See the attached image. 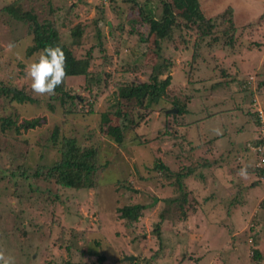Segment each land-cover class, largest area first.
<instances>
[{"label": "rangeland", "instance_id": "rangeland-1", "mask_svg": "<svg viewBox=\"0 0 264 264\" xmlns=\"http://www.w3.org/2000/svg\"><path fill=\"white\" fill-rule=\"evenodd\" d=\"M11 1L0 0V10ZM114 1H23L25 11L36 14L40 23L53 22L66 44L71 43L72 28L81 25V44L73 50L85 57L92 49L96 57L92 68L107 80L90 94L83 77L69 78L67 90L76 100L66 108L60 99L33 94L25 73L38 59V54L26 56L33 37L26 25L0 12V83L37 100L20 105L0 97V117L17 118L20 130L16 136L0 134V250L15 264H94L96 258L88 252L104 256L103 264H129L123 261L127 256L134 257L131 264H264V167L257 165L253 151L254 141L264 136V89L257 90L258 81L264 80L262 74L257 78L264 69V0H199L207 18L237 7L234 22L239 18L255 27L252 34L243 33L240 47L233 51L223 46V40L211 47L204 42L191 83L186 72L179 71L181 62L191 58L190 47L185 51L163 42L156 50L149 25L138 11L131 12L125 0ZM135 1L154 10L156 18L161 13L162 0ZM99 5L106 6L105 17L115 35L110 37L107 28H101L104 54L94 49L98 40L92 21ZM116 7L121 13L116 14ZM248 39L258 46L249 45ZM165 60L175 67L169 68L171 85L162 91L158 104L147 101L148 108L140 109L135 100L122 97L119 88L149 82ZM225 75L234 81L230 94L211 95L210 85L222 82ZM246 85L248 91L243 90ZM174 101L187 113L166 114ZM116 107L132 118L137 113L145 117L139 128L125 132L123 147L105 136L108 126L117 125ZM66 109L73 113L65 114ZM248 112L257 113L261 128ZM25 120H32L34 129L24 131ZM134 134L150 142L134 145ZM65 139L76 140L80 147H96L94 189H63L43 177L60 161ZM156 160L172 173L197 169L184 184L187 204L194 206L195 200L200 204L196 211L180 215L179 191L161 185ZM212 161L215 166L202 167ZM242 167L247 168L246 178L238 175ZM136 204L146 209L127 227L119 209ZM254 250L260 252L258 262L252 258Z\"/></svg>", "mask_w": 264, "mask_h": 264}, {"label": "trees", "instance_id": "trees-1", "mask_svg": "<svg viewBox=\"0 0 264 264\" xmlns=\"http://www.w3.org/2000/svg\"><path fill=\"white\" fill-rule=\"evenodd\" d=\"M23 1L25 0H12L5 5L0 12L3 13V15H6L8 20H13L27 26L29 34L33 37V45L27 49L26 56L30 57L34 54H38L46 46H59L63 50L66 57L65 70L67 75L64 83L56 88V94L50 96L49 99L54 101L60 99L61 104H63V108L73 104L76 97L67 90V80L69 78L83 77L86 81L85 90L90 94L93 93L95 87L99 89L101 84L104 86L107 83V80H101L102 78L100 77V72L96 73L92 68L95 64L96 58L91 55L92 49L86 53L85 57L76 56L75 51L73 50V48L78 49V46H80L83 36L82 31L84 28H82L81 25L72 28L70 31L71 43L66 44L62 42L60 32L56 25L47 20L40 23L36 14L30 11H25ZM109 1L115 2L114 0ZM123 3L131 9V12L138 11L141 20L149 25V36L152 37L154 44L157 45L156 50H160L158 45L163 42L172 43V46H174L175 49H182L185 47V51L190 47L189 50H192L190 60L182 61L179 66V71H184L183 73L186 72L189 83H191L190 81L192 78L191 71H193V67L198 64V61L200 60L201 46L204 42L207 43V47H211L212 44H216L223 40V46L233 51L237 48V46L240 47L237 43L243 36V33L249 32V34H252L255 27V25L251 22L243 24V22L239 21V18L235 20L236 22H234L236 9H238L237 7L229 6L226 11L222 12V14L216 13L215 17L207 18V16H205V10L200 5L199 0H162V10L158 15V18L155 17L154 10L146 7L142 8L135 0H125ZM97 10L98 17L92 21L96 32V39L98 40V46H95L94 49H98V53L104 54V47L101 41V39L104 38V35L101 28H107L109 31L108 36L114 37L115 35L114 30L109 27L105 17L106 6L99 5ZM115 12L116 14H118V12L121 13L120 8L116 7ZM242 24L243 26L239 28ZM122 28L123 26H117L116 29L122 30ZM145 41H147V39ZM247 42L251 43L249 45L258 46L255 40L251 41L248 39ZM103 60L106 59L103 58ZM105 63L110 65L108 62ZM171 67H175V64L174 62H170L168 60L164 63L162 68H157L155 74L152 73L149 77V82H139L138 84L131 83L125 87L119 88L120 92L124 91V96L122 97L127 101L135 100V102L141 105L140 109L148 108V106L144 104L147 101H151L148 105L158 104L162 99V91L166 90L171 85L172 78L168 75L169 68ZM261 74L264 76V69L257 75V78H259ZM162 75L167 76L160 80L159 77ZM221 81L222 82L220 83L214 82V84L210 85L211 95L215 96L220 92L230 94V86L234 81L230 80L226 75ZM248 88L249 87L246 85L243 90L248 91ZM263 89L264 80L262 79L257 83V90L258 92H262ZM0 97L4 100H8L9 103L20 105L28 103L33 104L37 102V100L30 97V95L26 94L24 91L1 83ZM172 107L173 109H177L178 116L187 113L186 107L184 105H180L177 101L172 102ZM150 111L155 112V110L151 108ZM64 112L65 114L73 113L72 110L68 109L64 110ZM113 114L118 120L117 125L108 126L105 136L115 145L123 147L125 144V132L139 128L144 122L145 117L137 113L136 118H132L133 115L120 110L119 107H116ZM249 115H251V112ZM251 116L255 125L261 128L259 119L257 118V113L255 112ZM30 129H34V122L32 120H25L23 123V130L28 131ZM242 130H240V132H243ZM19 131L17 118H14L11 115L0 117L1 135L8 136L7 133H13L16 136L19 134ZM131 142L134 145L143 146L148 144L150 140H140V135L134 134ZM257 143L258 141L255 140L254 144ZM259 143H261V141H259ZM212 150L213 149H211V151ZM206 151H208V148ZM59 152L61 154L60 161L54 163L45 173H43V177L47 180L53 181L56 185L63 189H70L73 191L94 189L96 186L95 176L99 168L98 151L96 147H80L77 146L76 140L65 139L62 142ZM181 160L183 161V159ZM215 165L216 164H213V161L205 162L202 167L208 168ZM154 169L159 172V176L161 177L159 179H163L164 183L161 185L167 184L168 186L174 188L175 191H179V198L181 199L178 200V210H182L180 215H182L183 218L186 214L197 210V207L200 206L198 201L195 202L196 200H193L194 206H189L187 204V191L184 186V184L186 185V180L195 175L197 169L182 168L176 173H172L169 167L163 164L160 160H156ZM263 173L264 171L261 172V174ZM40 174L41 173L37 172L35 175L38 177ZM182 204H186L187 206H183L184 208H181ZM145 209L146 206L140 204L123 207L119 209L120 219L125 221L127 227H130L132 223L138 222ZM86 254L95 256L96 262L94 264H103L106 261L105 257L102 255L91 252ZM252 258L258 262L261 259L260 252L258 250H254ZM128 262L131 264V261ZM64 264L71 263L65 262ZM132 264L139 263L135 262Z\"/></svg>", "mask_w": 264, "mask_h": 264}, {"label": "clouds", "instance_id": "clouds-1", "mask_svg": "<svg viewBox=\"0 0 264 264\" xmlns=\"http://www.w3.org/2000/svg\"><path fill=\"white\" fill-rule=\"evenodd\" d=\"M66 57L59 46H46L38 53V59L30 63L25 70L31 81L30 89L37 96H53L57 87L64 83L66 73ZM242 178L248 175L247 168L238 172ZM0 264H15L12 257L0 250Z\"/></svg>", "mask_w": 264, "mask_h": 264}, {"label": "built area", "instance_id": "built-area-1", "mask_svg": "<svg viewBox=\"0 0 264 264\" xmlns=\"http://www.w3.org/2000/svg\"><path fill=\"white\" fill-rule=\"evenodd\" d=\"M261 137H262L261 139L257 140L258 143L259 141H261V143L254 144L255 146L253 147V151L255 152V154L258 156L259 159L257 165L259 167H264V136L262 135Z\"/></svg>", "mask_w": 264, "mask_h": 264}, {"label": "water", "instance_id": "water-1", "mask_svg": "<svg viewBox=\"0 0 264 264\" xmlns=\"http://www.w3.org/2000/svg\"><path fill=\"white\" fill-rule=\"evenodd\" d=\"M167 114H170V113H177V109H171L169 111H166ZM134 260V257L133 256H130V257H125L123 258V261H133Z\"/></svg>", "mask_w": 264, "mask_h": 264}, {"label": "crops", "instance_id": "crops-1", "mask_svg": "<svg viewBox=\"0 0 264 264\" xmlns=\"http://www.w3.org/2000/svg\"><path fill=\"white\" fill-rule=\"evenodd\" d=\"M223 136V135H222Z\"/></svg>", "mask_w": 264, "mask_h": 264}]
</instances>
